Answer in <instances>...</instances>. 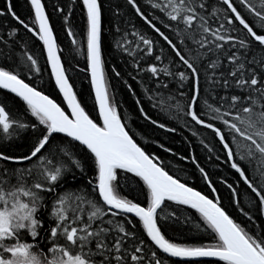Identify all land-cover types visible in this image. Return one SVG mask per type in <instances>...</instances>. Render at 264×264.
Returning <instances> with one entry per match:
<instances>
[{
    "label": "snow or ice",
    "instance_id": "1",
    "mask_svg": "<svg viewBox=\"0 0 264 264\" xmlns=\"http://www.w3.org/2000/svg\"><path fill=\"white\" fill-rule=\"evenodd\" d=\"M0 264H264V0H0Z\"/></svg>",
    "mask_w": 264,
    "mask_h": 264
},
{
    "label": "trees",
    "instance_id": "2",
    "mask_svg": "<svg viewBox=\"0 0 264 264\" xmlns=\"http://www.w3.org/2000/svg\"><path fill=\"white\" fill-rule=\"evenodd\" d=\"M76 19L79 20V12H77V14H76ZM65 43H66V42H65ZM105 52L107 53V49H106V48H105ZM105 59L110 61V57H109L107 54L105 55ZM86 86H87V85L85 84V87H86ZM121 98H122L124 101L128 102L129 104L131 103V101L129 100V98L127 97V95L124 94L123 92L121 93ZM158 134L161 135V138H162V139L164 138V134H162V133H158ZM169 135H171V136H173V137H176V138L173 139L172 142H171V143H172V147H173L174 149H180V150L183 152L184 149L188 147L187 142H185V143H181V140H184V138H185L183 132L178 131L177 133L169 134ZM189 135H190V133H189ZM194 150H195V152H196V154H197L198 156L203 155V153H202V151H201V149H200L199 147L195 148ZM205 166L208 167L210 171L216 170V169L213 168V166L210 165V164H206ZM222 168H223V166L221 165V166H220V170H222ZM230 178H231V177H230ZM220 191H221V194H222L223 196H227V192H226V190L221 189ZM186 235L191 236V235H193V233H186Z\"/></svg>",
    "mask_w": 264,
    "mask_h": 264
}]
</instances>
